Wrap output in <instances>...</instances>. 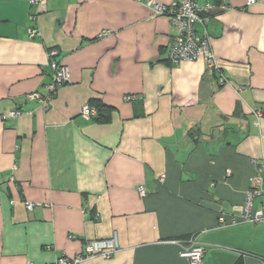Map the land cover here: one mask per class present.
<instances>
[{"label":"crops","instance_id":"1","mask_svg":"<svg viewBox=\"0 0 264 264\" xmlns=\"http://www.w3.org/2000/svg\"><path fill=\"white\" fill-rule=\"evenodd\" d=\"M31 1L0 0V264L113 236L112 258L81 264H189L192 244L200 264H264V222L241 220L264 160V0L210 10L215 69L171 65L172 25L146 0ZM50 49L70 83L43 109L27 97L46 93Z\"/></svg>","mask_w":264,"mask_h":264},{"label":"built area","instance_id":"2","mask_svg":"<svg viewBox=\"0 0 264 264\" xmlns=\"http://www.w3.org/2000/svg\"><path fill=\"white\" fill-rule=\"evenodd\" d=\"M199 1H205L199 5ZM232 0H172L170 4L163 5L154 0H146L145 5L155 17H166L169 19L173 36L168 51V62L177 65L181 62H192L202 58L208 69L217 68L216 58L210 49V40L206 31L209 21V13L213 7L222 11H231L233 8L228 4ZM37 3L36 0L31 1ZM256 0H246V6L254 5ZM199 26L202 31L197 32ZM35 31H31L33 34ZM58 53L55 49H50L47 57L49 59L50 83L46 86V93L41 96L37 93L28 95V100L37 102L41 108L46 109L49 102L55 97L56 89L60 85L70 83L68 68L56 60ZM219 83L224 84V79L219 78ZM135 97L127 96L126 101H132ZM20 111H11L6 117H17ZM255 116L260 117V111H254ZM96 115V109L85 105L81 109V116L85 120H91ZM255 172L248 180V186L244 191V200L241 209V220L245 223L264 222V160L251 161ZM140 194H143L140 191ZM32 204L25 203L28 211L32 209ZM217 222L222 225L235 223V220H226L218 213ZM119 250L116 236L109 239H95L87 241L81 254L73 257L60 255L55 264H81L85 260L100 258L109 260ZM205 254V248L198 244H192L180 252V257L186 259L189 264H200Z\"/></svg>","mask_w":264,"mask_h":264},{"label":"trees","instance_id":"3","mask_svg":"<svg viewBox=\"0 0 264 264\" xmlns=\"http://www.w3.org/2000/svg\"><path fill=\"white\" fill-rule=\"evenodd\" d=\"M90 106H92V105H90ZM92 107H94V106H92ZM94 108L96 109V115H95L96 118H95V117H92V119H99L100 116L98 117V109H97V107H94ZM92 119H91V120H92ZM85 243H86V242H85ZM85 243H84V244H85ZM84 244H83V246H84ZM82 250H83V247H82ZM82 250H81V252L78 253V254H81V253H82ZM78 254H76V255H78ZM74 256H75V255H74ZM67 257H68V256H67Z\"/></svg>","mask_w":264,"mask_h":264}]
</instances>
